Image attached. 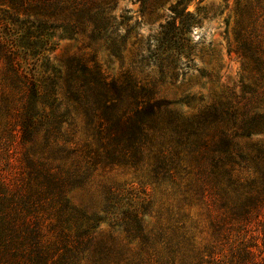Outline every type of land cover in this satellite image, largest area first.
<instances>
[{
    "label": "trees",
    "instance_id": "16d2710c",
    "mask_svg": "<svg viewBox=\"0 0 264 264\" xmlns=\"http://www.w3.org/2000/svg\"><path fill=\"white\" fill-rule=\"evenodd\" d=\"M116 5L0 0V264H264V141L242 142L264 135V52L241 23L234 51L249 61L254 85L193 113L177 103L190 108L194 97H160L156 85L111 77L80 57L50 64L57 35L85 36L118 56L134 27L114 15ZM182 5L170 8L156 47L171 81L181 54L192 61L183 36L194 16ZM141 167L171 195L206 206L210 242L199 246L180 210L148 231V207L121 204L113 187H104L100 213L69 198L99 169ZM102 223L113 230L98 238Z\"/></svg>",
    "mask_w": 264,
    "mask_h": 264
},
{
    "label": "rangeland",
    "instance_id": "374dc122",
    "mask_svg": "<svg viewBox=\"0 0 264 264\" xmlns=\"http://www.w3.org/2000/svg\"><path fill=\"white\" fill-rule=\"evenodd\" d=\"M178 1L117 0L114 15L124 16L130 27H134L118 56L107 50L102 42L90 44L85 36L69 39L57 35V47L48 53L50 64L62 69L71 58L80 57L91 66L98 64L111 77L129 74L143 84L156 85L160 97L176 101L194 97L190 108L185 103H177L178 108L188 113L199 111L215 98L228 99L230 92L240 95L243 86L254 85L255 78L249 61L234 50L237 34L241 31L240 24L244 22V37L248 40L251 38L252 43L264 52V0H181L182 7H186L187 12L194 16L191 27L183 36L192 47L188 55L192 61L187 67V59L181 54L176 62L175 80L171 81L170 78L161 77L156 47L160 46L161 26L172 19L170 8ZM152 11L155 13L152 14ZM252 11L254 17L250 20ZM261 111L264 112V106ZM79 137L85 139L83 131ZM257 139L264 141V135L242 139V142L251 144ZM184 184L181 183L180 187H184ZM104 187L118 190L120 203L125 206L129 203L148 207L145 216L148 231H156L160 225L167 224L171 209L174 212L180 210L187 214L188 224L193 226L191 229L199 246L210 242L206 206L196 200L186 202L182 195H171L170 186L156 183L147 167L138 170L99 169L93 174L89 185L72 191L69 198L76 206L100 213L105 197ZM112 230L108 223H102L97 236L102 238ZM115 236L119 245L126 243L120 230H115ZM129 246L127 255H132L138 249V244L135 242Z\"/></svg>",
    "mask_w": 264,
    "mask_h": 264
}]
</instances>
